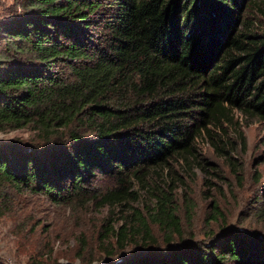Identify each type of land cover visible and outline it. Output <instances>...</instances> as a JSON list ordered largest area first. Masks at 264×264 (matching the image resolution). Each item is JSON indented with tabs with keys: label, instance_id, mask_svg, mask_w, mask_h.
<instances>
[{
	"label": "trees",
	"instance_id": "obj_1",
	"mask_svg": "<svg viewBox=\"0 0 264 264\" xmlns=\"http://www.w3.org/2000/svg\"><path fill=\"white\" fill-rule=\"evenodd\" d=\"M250 4L264 17V0H22L0 18V129L38 138L0 141V185L70 202L110 176L121 186L102 200L120 201L131 179L197 155L200 137L234 164L236 142L247 146L237 111L264 119V27ZM168 201L150 219L181 236ZM137 222L115 230L103 264H264V234L163 246Z\"/></svg>",
	"mask_w": 264,
	"mask_h": 264
},
{
	"label": "rangeland",
	"instance_id": "obj_2",
	"mask_svg": "<svg viewBox=\"0 0 264 264\" xmlns=\"http://www.w3.org/2000/svg\"><path fill=\"white\" fill-rule=\"evenodd\" d=\"M21 7L22 0H0V18ZM246 15L264 27V17L254 4ZM237 115L247 146L243 151L236 142L234 164L200 137L197 155L151 169L141 181L131 179L120 201L102 200L103 193L121 186L110 176L95 180L96 197L70 202L0 185V259L7 264H103L107 248L120 249L115 230L137 225L140 217L149 220L163 246L167 235L187 241L235 229L264 234V119L244 118L239 111ZM8 138L36 139L38 130L30 125L0 129V141ZM162 193L176 210L181 236L150 219L161 208ZM135 236L140 242L141 232ZM131 242L127 248L133 246Z\"/></svg>",
	"mask_w": 264,
	"mask_h": 264
}]
</instances>
